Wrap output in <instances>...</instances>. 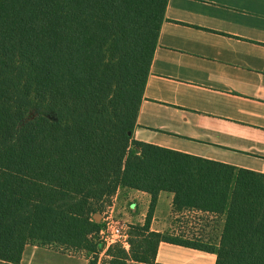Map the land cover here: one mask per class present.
<instances>
[{
  "label": "trees",
  "instance_id": "1",
  "mask_svg": "<svg viewBox=\"0 0 264 264\" xmlns=\"http://www.w3.org/2000/svg\"><path fill=\"white\" fill-rule=\"evenodd\" d=\"M168 1L0 0V258L39 242L98 264L99 217L126 186L151 206L104 264H151L161 241L264 264V173L134 137ZM162 190L174 213L224 215L219 242L151 230Z\"/></svg>",
  "mask_w": 264,
  "mask_h": 264
},
{
  "label": "crops",
  "instance_id": "2",
  "mask_svg": "<svg viewBox=\"0 0 264 264\" xmlns=\"http://www.w3.org/2000/svg\"><path fill=\"white\" fill-rule=\"evenodd\" d=\"M165 17L134 137L264 173V0H169ZM173 198V192L160 191L151 230L179 229ZM151 202L150 193L123 186L110 207L119 222L142 225ZM196 211L218 223L211 234L217 244L225 216ZM89 258L61 245L30 242L19 262L0 258V264H89ZM216 260L215 252L161 241L151 264Z\"/></svg>",
  "mask_w": 264,
  "mask_h": 264
},
{
  "label": "rangeland",
  "instance_id": "3",
  "mask_svg": "<svg viewBox=\"0 0 264 264\" xmlns=\"http://www.w3.org/2000/svg\"><path fill=\"white\" fill-rule=\"evenodd\" d=\"M108 207L105 210H107ZM153 212H154V208L152 210V213ZM196 212L197 211L194 209H186V210H183L182 212L179 211L177 213H174L173 222L174 224H177L179 226V229L177 231L174 230L175 233L173 231L172 232L165 231V232H167L171 236L180 237L183 239H200L207 243L218 241L217 239L215 241L212 240L214 236L211 235L212 232L213 233L216 232L218 223L217 222L213 223L211 222L208 216H203V214L201 215V213L198 214ZM110 216L113 218H119L116 211H113V212L110 211ZM128 230L129 228L127 226V231ZM100 264H104L101 257H100ZM130 264H141V263L131 262Z\"/></svg>",
  "mask_w": 264,
  "mask_h": 264
},
{
  "label": "built area",
  "instance_id": "4",
  "mask_svg": "<svg viewBox=\"0 0 264 264\" xmlns=\"http://www.w3.org/2000/svg\"><path fill=\"white\" fill-rule=\"evenodd\" d=\"M135 208V205H132ZM111 207L103 211L99 220L103 222V227L100 230V239L103 242V247L106 249L112 244H122L124 247L129 245L128 243V231L127 224L121 223L115 218L110 216Z\"/></svg>",
  "mask_w": 264,
  "mask_h": 264
}]
</instances>
